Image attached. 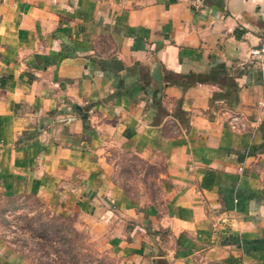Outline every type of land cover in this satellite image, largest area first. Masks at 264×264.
I'll list each match as a JSON object with an SVG mask.
<instances>
[{"label": "crops", "instance_id": "1", "mask_svg": "<svg viewBox=\"0 0 264 264\" xmlns=\"http://www.w3.org/2000/svg\"><path fill=\"white\" fill-rule=\"evenodd\" d=\"M263 37L264 0H0L1 191L159 264H264ZM113 151L160 161L158 202Z\"/></svg>", "mask_w": 264, "mask_h": 264}, {"label": "rangeland", "instance_id": "2", "mask_svg": "<svg viewBox=\"0 0 264 264\" xmlns=\"http://www.w3.org/2000/svg\"><path fill=\"white\" fill-rule=\"evenodd\" d=\"M111 157L115 182L130 197L141 204L160 200V161L119 151ZM155 253L165 250L122 253L94 220L53 211L32 193L6 196L0 186V264H159Z\"/></svg>", "mask_w": 264, "mask_h": 264}, {"label": "built area", "instance_id": "3", "mask_svg": "<svg viewBox=\"0 0 264 264\" xmlns=\"http://www.w3.org/2000/svg\"><path fill=\"white\" fill-rule=\"evenodd\" d=\"M251 59L255 61V63L260 67V69L264 70V37L261 38V41L258 45L253 47L250 50ZM260 107L264 108V101L260 102Z\"/></svg>", "mask_w": 264, "mask_h": 264}, {"label": "water", "instance_id": "4", "mask_svg": "<svg viewBox=\"0 0 264 264\" xmlns=\"http://www.w3.org/2000/svg\"><path fill=\"white\" fill-rule=\"evenodd\" d=\"M151 75H152L155 82H157L158 84L162 83L161 70H160L159 66L153 67V69L151 71Z\"/></svg>", "mask_w": 264, "mask_h": 264}, {"label": "trees", "instance_id": "5", "mask_svg": "<svg viewBox=\"0 0 264 264\" xmlns=\"http://www.w3.org/2000/svg\"><path fill=\"white\" fill-rule=\"evenodd\" d=\"M220 68V66H218Z\"/></svg>", "mask_w": 264, "mask_h": 264}]
</instances>
